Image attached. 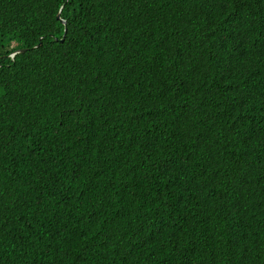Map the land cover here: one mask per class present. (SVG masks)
<instances>
[{
    "label": "trees",
    "instance_id": "1",
    "mask_svg": "<svg viewBox=\"0 0 264 264\" xmlns=\"http://www.w3.org/2000/svg\"><path fill=\"white\" fill-rule=\"evenodd\" d=\"M0 264H264V0H0Z\"/></svg>",
    "mask_w": 264,
    "mask_h": 264
},
{
    "label": "clouds",
    "instance_id": "2",
    "mask_svg": "<svg viewBox=\"0 0 264 264\" xmlns=\"http://www.w3.org/2000/svg\"><path fill=\"white\" fill-rule=\"evenodd\" d=\"M56 19H57L60 23H62L63 25H65L66 22L60 18V14H57ZM65 32H66V28H64V30H63V34H62V37L59 39V42H61V43L64 41V35H65ZM12 55H13V54H12Z\"/></svg>",
    "mask_w": 264,
    "mask_h": 264
}]
</instances>
